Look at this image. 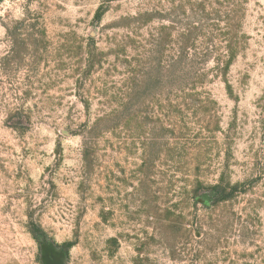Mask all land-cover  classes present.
<instances>
[{"label": "rangeland", "instance_id": "1", "mask_svg": "<svg viewBox=\"0 0 264 264\" xmlns=\"http://www.w3.org/2000/svg\"><path fill=\"white\" fill-rule=\"evenodd\" d=\"M0 264H264V0H0Z\"/></svg>", "mask_w": 264, "mask_h": 264}]
</instances>
